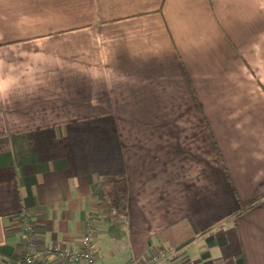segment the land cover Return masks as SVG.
Returning a JSON list of instances; mask_svg holds the SVG:
<instances>
[{
    "label": "crops",
    "instance_id": "crops-1",
    "mask_svg": "<svg viewBox=\"0 0 264 264\" xmlns=\"http://www.w3.org/2000/svg\"><path fill=\"white\" fill-rule=\"evenodd\" d=\"M261 11L0 0V264H22L24 212L42 264L90 223L96 264H264Z\"/></svg>",
    "mask_w": 264,
    "mask_h": 264
},
{
    "label": "built area",
    "instance_id": "built-area-1",
    "mask_svg": "<svg viewBox=\"0 0 264 264\" xmlns=\"http://www.w3.org/2000/svg\"><path fill=\"white\" fill-rule=\"evenodd\" d=\"M21 219L22 222L20 228L25 239L21 258L22 264H42L36 257V232L34 224L29 219V213H22ZM94 232L95 225L93 223H90L84 236L81 239L79 248L77 250H60L54 248L53 253L60 258L66 259V262L61 264H96L92 245ZM167 258L168 255L166 253H160L152 256L148 261L145 262V264H156L162 260H166Z\"/></svg>",
    "mask_w": 264,
    "mask_h": 264
},
{
    "label": "trees",
    "instance_id": "trees-1",
    "mask_svg": "<svg viewBox=\"0 0 264 264\" xmlns=\"http://www.w3.org/2000/svg\"><path fill=\"white\" fill-rule=\"evenodd\" d=\"M99 197L102 203V212L106 216L112 212L115 214L125 212V184L123 181L117 180L103 186ZM251 206H247L244 210Z\"/></svg>",
    "mask_w": 264,
    "mask_h": 264
},
{
    "label": "rangeland",
    "instance_id": "rangeland-1",
    "mask_svg": "<svg viewBox=\"0 0 264 264\" xmlns=\"http://www.w3.org/2000/svg\"><path fill=\"white\" fill-rule=\"evenodd\" d=\"M261 12H264V11H261ZM263 30H264V27H263ZM262 36H263V38H264V34H262ZM122 254H124V253H122Z\"/></svg>",
    "mask_w": 264,
    "mask_h": 264
}]
</instances>
